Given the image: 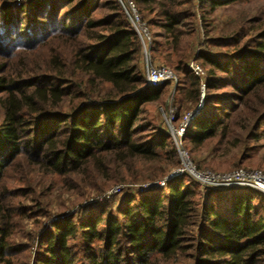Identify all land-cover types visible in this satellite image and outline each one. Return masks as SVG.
Listing matches in <instances>:
<instances>
[{
  "label": "trees",
  "instance_id": "1",
  "mask_svg": "<svg viewBox=\"0 0 264 264\" xmlns=\"http://www.w3.org/2000/svg\"><path fill=\"white\" fill-rule=\"evenodd\" d=\"M134 1L152 34L151 58L163 56L172 66L182 101L198 103L202 85L207 93L186 129L185 148L186 143L191 153L206 148L212 156L238 148L239 164L264 166V27L254 45L233 34L234 43L227 44L235 48L231 53L202 50L197 59L212 67L201 78L187 63L191 0ZM51 41L56 47L48 72L16 76L0 63L6 114L0 126V264H15L17 253L10 241L12 215H7L12 209L5 183L9 171L27 164L62 175L95 176L108 163L118 164L123 173L139 161L176 156L169 133L136 139L147 106L173 82L147 84L140 37L119 0H0L1 58ZM187 179L194 180L184 173L167 180L166 191L154 187L138 198L129 196L121 215L102 210L86 220L68 215L53 221L35 264H168L180 258L190 260L186 264H264V192L226 187L201 193ZM232 191L224 213L211 197Z\"/></svg>",
  "mask_w": 264,
  "mask_h": 264
},
{
  "label": "rangeland",
  "instance_id": "2",
  "mask_svg": "<svg viewBox=\"0 0 264 264\" xmlns=\"http://www.w3.org/2000/svg\"><path fill=\"white\" fill-rule=\"evenodd\" d=\"M213 3H218V5L216 4L214 7ZM103 5L106 6L107 1H104ZM100 10L110 13L107 8ZM189 10L193 14V34L190 40V53L187 63L191 69L190 64L192 61H196L203 68L204 76L207 68L211 69L212 66L202 64L197 59L202 50H209L219 53V55L231 53L235 48L227 44L234 43L231 38L233 34H238L242 43L248 39L253 40L250 43L254 45L257 41L258 29L261 26L264 27V0H191ZM145 18L148 20V17ZM54 43L51 41L47 44L43 43V45L20 49L9 59L0 57V63L6 64L7 71L16 76L20 73L31 75L32 71H36V73L39 71L48 72L52 69L51 59L56 47V43ZM65 48L68 50L67 47ZM149 57L152 66L172 67L164 61L163 56L151 58L149 52ZM140 66L146 77V59L143 52L140 56ZM217 74L226 76L220 71H217ZM177 86L178 83L170 84L159 101L147 106V114L141 118V123L145 125L141 131L142 134L136 137L137 141L160 135L167 137L168 133L171 136L164 120V112L170 106L177 108V117L180 115V120H177V124H179L201 103V100L198 103L183 102L182 92L176 93L175 91ZM230 89L223 88L221 91H230ZM102 92V95L105 94V91ZM206 94L204 92L203 106ZM5 115L2 95L0 94V126L5 121ZM186 144L187 149H185L200 170H213L223 173L242 166V168L260 169L264 172V166H259L255 162L250 165H248L249 162L248 164H239L238 160L242 151L238 148L229 149L225 155L219 153L212 156L208 154L206 148H200L191 153L189 144ZM175 149V158L172 155L163 154L158 162H145L143 164L142 161H139L135 165H129V170L123 173L119 165L113 163H108V168L95 176L62 175L27 164H24L19 170L9 171L5 183L9 193L12 194L9 200L12 209L7 212V215H12V226L14 227L10 241L16 247L15 264H35L36 259L44 251V237L53 221L68 215H75L77 218L86 220L88 217L98 215L102 210H106L105 214L112 212L114 215H121L119 213L120 207L126 206L129 196L138 198L140 192H153L154 187H160L161 190L166 191L167 177L182 166L176 145ZM158 150L163 153L166 152L160 147ZM109 157L110 155L107 156V158ZM155 165L157 166L155 167ZM161 169H166L164 174L160 173ZM158 172L159 176H157ZM186 174L193 177L188 172ZM194 180L187 179L186 181H191L196 187H199L201 193L209 189L197 179L194 178ZM116 187H120V190L114 193ZM234 193L235 191L217 192L211 198L215 202V206L222 210L224 207L231 206ZM222 212L225 213L223 210ZM188 262L190 260L180 258V262H169L168 264H186Z\"/></svg>",
  "mask_w": 264,
  "mask_h": 264
},
{
  "label": "built area",
  "instance_id": "3",
  "mask_svg": "<svg viewBox=\"0 0 264 264\" xmlns=\"http://www.w3.org/2000/svg\"><path fill=\"white\" fill-rule=\"evenodd\" d=\"M128 19L135 28L140 37L142 44V51L145 55L146 66L145 73L147 84L150 87H159L162 84L171 81L177 83V76L175 72L166 66L155 67L149 61V45L152 41V34L149 25L138 10L134 0H119ZM190 68L199 77H204L203 68L196 62L192 61ZM201 103L198 107L188 114L179 124H177V108L170 106L164 112V120L168 131L170 132L174 143L179 151L182 160V166L167 177V180L175 178L184 173H190L195 179L201 182L204 186L209 188H226V187H249L264 192V172L260 169H246L236 168L229 172H217L213 170H200L191 160L189 153L184 147V137L186 129L192 120L199 114L204 100V85L201 86ZM120 187L114 189V193L118 192Z\"/></svg>",
  "mask_w": 264,
  "mask_h": 264
}]
</instances>
